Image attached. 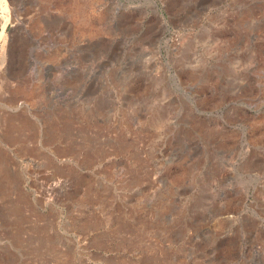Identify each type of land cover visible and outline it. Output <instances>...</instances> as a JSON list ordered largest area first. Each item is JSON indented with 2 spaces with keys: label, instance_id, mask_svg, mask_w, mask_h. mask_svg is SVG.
<instances>
[{
  "label": "rangeland",
  "instance_id": "rangeland-1",
  "mask_svg": "<svg viewBox=\"0 0 264 264\" xmlns=\"http://www.w3.org/2000/svg\"><path fill=\"white\" fill-rule=\"evenodd\" d=\"M151 1L0 2V264H264V0Z\"/></svg>",
  "mask_w": 264,
  "mask_h": 264
},
{
  "label": "bare ground",
  "instance_id": "bare-ground-1",
  "mask_svg": "<svg viewBox=\"0 0 264 264\" xmlns=\"http://www.w3.org/2000/svg\"><path fill=\"white\" fill-rule=\"evenodd\" d=\"M145 1H148V2H150L151 4H152V6L154 7L155 5H154V3L151 1V0H145ZM0 2H1V4H2V6H3V10H4V17H5V21L6 22H8V21H11L12 23H13V21L15 20V18H14V14H13V9H11L9 6H8V4H7V2H6V0H0ZM118 4L119 5H121V6H125V4H123V3H121V2H118ZM155 8V7H154ZM154 14L156 15L157 14V12H156V10L154 9ZM17 21V20H16ZM220 33V32H219ZM218 38V37H217ZM179 43V42H178ZM177 43V44H178ZM163 46V43L161 42V41H159V40H157L156 41V44H155V55L154 56H156V59L158 58V55L160 54V49H161V47ZM154 49V48H153ZM154 52V51H153ZM164 79V78H163ZM165 100V99H164ZM190 116H191V112H190ZM223 132V131H222ZM224 133V132H223ZM233 148H234V150L235 149H237V146H236V144L234 143L233 144V146H232ZM49 152V151H48ZM234 153V152H233ZM261 154V153H260ZM234 155V154H233ZM262 155H263V153H262ZM259 157V156H258ZM261 157V156H260ZM263 157H264V155H263ZM255 159H257V158H255ZM254 162V161H253ZM255 168H256V166H255ZM57 181V180H56ZM57 183H54V186L56 185ZM51 186H52V184H51ZM255 224V225H254ZM252 226H256V223H253V225ZM250 231V230H249ZM262 254V253H261ZM254 255V254H253ZM259 256V255H258ZM264 257V256H263Z\"/></svg>",
  "mask_w": 264,
  "mask_h": 264
}]
</instances>
